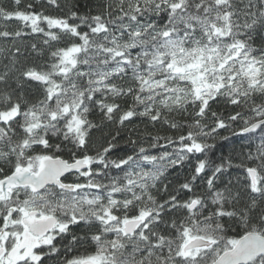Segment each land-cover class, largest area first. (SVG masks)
<instances>
[{
    "label": "snow or ice",
    "instance_id": "obj_1",
    "mask_svg": "<svg viewBox=\"0 0 264 264\" xmlns=\"http://www.w3.org/2000/svg\"><path fill=\"white\" fill-rule=\"evenodd\" d=\"M0 264H264V0H0Z\"/></svg>",
    "mask_w": 264,
    "mask_h": 264
},
{
    "label": "trees",
    "instance_id": "obj_2",
    "mask_svg": "<svg viewBox=\"0 0 264 264\" xmlns=\"http://www.w3.org/2000/svg\"><path fill=\"white\" fill-rule=\"evenodd\" d=\"M163 134V133H162ZM225 154H227V153H225ZM233 163L234 164H238L239 163V161L238 160H236V161H233ZM179 173V170H178V172H174L173 174H172V176L173 177H175L177 174ZM181 176L183 175V173H179ZM236 174L235 173H232V176L234 177ZM172 177H170V179H171Z\"/></svg>",
    "mask_w": 264,
    "mask_h": 264
}]
</instances>
